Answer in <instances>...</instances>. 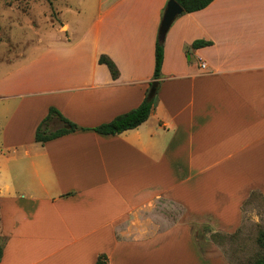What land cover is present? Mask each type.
Instances as JSON below:
<instances>
[{
    "label": "crops",
    "instance_id": "crops-1",
    "mask_svg": "<svg viewBox=\"0 0 264 264\" xmlns=\"http://www.w3.org/2000/svg\"><path fill=\"white\" fill-rule=\"evenodd\" d=\"M168 1L95 0L72 39L0 79V264H226L196 231L205 217L239 228L254 194L264 204V0L179 15L148 119L115 136L93 131L150 90ZM51 107L80 130L36 143Z\"/></svg>",
    "mask_w": 264,
    "mask_h": 264
},
{
    "label": "rangeland",
    "instance_id": "rangeland-1",
    "mask_svg": "<svg viewBox=\"0 0 264 264\" xmlns=\"http://www.w3.org/2000/svg\"><path fill=\"white\" fill-rule=\"evenodd\" d=\"M96 10L95 0H0V79L36 57L43 47L66 41L68 36L72 39V25L92 19ZM2 124L0 117V143ZM60 126L52 124L49 129ZM243 211L242 225L232 230L213 228L211 219L203 218L205 227L196 232L206 256L221 258L226 264H249L260 255L256 239L264 231V204L258 194ZM172 215L179 216L176 211Z\"/></svg>",
    "mask_w": 264,
    "mask_h": 264
},
{
    "label": "trees",
    "instance_id": "trees-1",
    "mask_svg": "<svg viewBox=\"0 0 264 264\" xmlns=\"http://www.w3.org/2000/svg\"><path fill=\"white\" fill-rule=\"evenodd\" d=\"M180 7L183 9V14L193 13L206 8L214 0H175ZM210 45L209 42L205 41H195L192 43L191 47L193 49L201 48ZM98 62L107 67L111 77L116 79L119 76L118 69L110 58L105 55H101L98 58ZM163 62V43L157 41L155 46V65L152 82L150 83V88L155 85L157 90L159 85L161 67ZM156 94V92H155ZM155 94L152 98H149V89L146 92L145 98L142 103L135 109L116 116L113 120L108 123L101 124L100 126L93 129L94 132L101 135H111L115 136L124 131L135 129L144 123L153 107L155 101ZM57 119L62 124L63 127L50 131L48 126L51 120ZM80 130L75 124L65 119L55 108H49L47 116L38 125L35 132V142L43 144L47 141L56 139L58 137L64 136L66 134ZM257 244L261 249V253L258 257L253 259L249 264H264V231H260L257 236ZM0 238V261L2 258L3 244ZM104 257V256H103ZM103 257H98L95 264H106L103 261Z\"/></svg>",
    "mask_w": 264,
    "mask_h": 264
},
{
    "label": "water",
    "instance_id": "water-1",
    "mask_svg": "<svg viewBox=\"0 0 264 264\" xmlns=\"http://www.w3.org/2000/svg\"><path fill=\"white\" fill-rule=\"evenodd\" d=\"M183 13V9L175 0H169L164 10L162 20L158 31V41L162 42L164 37L174 22V20ZM155 85H152L149 90V98H152L155 93Z\"/></svg>",
    "mask_w": 264,
    "mask_h": 264
},
{
    "label": "built area",
    "instance_id": "built-area-1",
    "mask_svg": "<svg viewBox=\"0 0 264 264\" xmlns=\"http://www.w3.org/2000/svg\"><path fill=\"white\" fill-rule=\"evenodd\" d=\"M201 68H205V65L204 64H201Z\"/></svg>",
    "mask_w": 264,
    "mask_h": 264
}]
</instances>
